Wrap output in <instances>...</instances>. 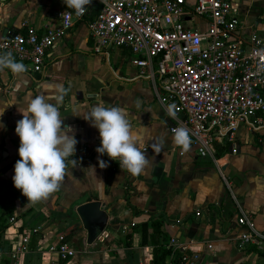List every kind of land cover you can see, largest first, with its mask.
Here are the masks:
<instances>
[{
  "label": "crops",
  "instance_id": "1",
  "mask_svg": "<svg viewBox=\"0 0 264 264\" xmlns=\"http://www.w3.org/2000/svg\"><path fill=\"white\" fill-rule=\"evenodd\" d=\"M237 1L245 30L264 32V0ZM65 5L63 0H0V39L7 28L58 26L56 13ZM185 23L204 26L197 17ZM130 55L118 47L108 55L95 51L86 21L77 20L49 49L42 71L20 60L16 61L27 72L0 71V244L6 247L2 254L9 264H150L158 241L172 250L166 264L195 251L196 264H264V239L240 244L243 226L237 222L245 211L264 228V126L253 130L239 124L233 139L214 140L206 155L194 147L183 151L172 141L173 118L151 80L140 75L147 70L131 63ZM58 85L66 90L59 110L64 124L75 129L73 157L80 161L73 166L70 157L61 189L33 204L12 180L20 159L16 122L23 118L30 97L44 95L55 104ZM100 103L126 109L151 160L143 174L132 176L96 152L99 131L84 118ZM154 144L161 145L159 152ZM100 160L108 166L100 168ZM92 199L101 201L108 216L88 242L76 207ZM151 217L160 218L162 232L157 235L152 234ZM61 237L74 249L72 256L60 258L48 249Z\"/></svg>",
  "mask_w": 264,
  "mask_h": 264
},
{
  "label": "built area",
  "instance_id": "2",
  "mask_svg": "<svg viewBox=\"0 0 264 264\" xmlns=\"http://www.w3.org/2000/svg\"><path fill=\"white\" fill-rule=\"evenodd\" d=\"M92 3L98 10L86 24L94 50L108 55L114 47L127 49L129 61L147 70L140 75L151 80L165 107L175 105L170 131L187 128L191 147L200 155L212 150L214 140L225 136L233 139L239 124L253 130L264 126V32L245 30L236 10L237 0ZM89 10L87 6L85 14ZM56 14L60 21L55 27L39 29L26 24L17 30L7 28L0 39V54L10 51L31 70L42 71L54 42L85 15L77 16L66 5ZM192 17L200 18L204 26L186 25L187 18ZM236 149L233 146L231 151ZM72 159L80 161L78 157ZM237 222L243 226L240 244L264 239V228L257 227L251 214L242 211ZM48 249L60 258L74 254L62 237ZM198 258V251L181 254V264H196Z\"/></svg>",
  "mask_w": 264,
  "mask_h": 264
},
{
  "label": "clouds",
  "instance_id": "3",
  "mask_svg": "<svg viewBox=\"0 0 264 264\" xmlns=\"http://www.w3.org/2000/svg\"><path fill=\"white\" fill-rule=\"evenodd\" d=\"M63 2L79 16L85 14L92 0ZM261 53H264V49ZM4 69H9L13 74L27 72V67L22 62H17L10 51L0 54V71ZM56 91L55 104L49 103V98L44 95L30 97L27 109L21 113L23 118L16 122L20 159L15 163L12 180L27 201L33 204L47 200L61 189L65 177L69 175L68 159L75 155L78 143L75 129L64 124L59 110L66 90L58 85ZM167 111L170 117L175 118V105H169ZM2 116L3 111L0 112V117ZM84 119L99 131L100 146L95 150L100 156L106 154L132 176L143 174L150 166L151 160L143 150L140 137L133 131L124 107H105L100 103L94 105ZM0 127L3 125L0 124ZM172 141L183 151L190 150L191 140L187 128L173 129ZM153 148L159 152L161 145L154 144ZM71 162L75 166L76 160L72 159ZM107 166L105 161H99L100 168Z\"/></svg>",
  "mask_w": 264,
  "mask_h": 264
},
{
  "label": "trees",
  "instance_id": "4",
  "mask_svg": "<svg viewBox=\"0 0 264 264\" xmlns=\"http://www.w3.org/2000/svg\"><path fill=\"white\" fill-rule=\"evenodd\" d=\"M98 6L94 3H91L90 10L83 16L82 20L87 21L90 18L94 16ZM262 11L264 12V7L262 8ZM17 30V29H16ZM111 163H118L117 161H110ZM119 164V163H118ZM1 198V196H0ZM136 211V210H135ZM10 213V212H7ZM151 225L153 229V235H157L162 232L161 228V222L160 218L158 217H151ZM3 220V219H2ZM2 227H5V224L2 225ZM136 227V226H135ZM165 236V235H164ZM6 250V247L4 245L0 244V251L2 253ZM171 248L167 245L166 242L159 243L158 241H154V246L152 249V258L150 264H166V257L171 252ZM9 259L2 254V257L0 258V264H9ZM173 264H181V254L173 258Z\"/></svg>",
  "mask_w": 264,
  "mask_h": 264
},
{
  "label": "water",
  "instance_id": "5",
  "mask_svg": "<svg viewBox=\"0 0 264 264\" xmlns=\"http://www.w3.org/2000/svg\"><path fill=\"white\" fill-rule=\"evenodd\" d=\"M99 199H92L79 204L76 212L87 231V241L91 242L106 224L108 211L100 207Z\"/></svg>",
  "mask_w": 264,
  "mask_h": 264
},
{
  "label": "rangeland",
  "instance_id": "6",
  "mask_svg": "<svg viewBox=\"0 0 264 264\" xmlns=\"http://www.w3.org/2000/svg\"><path fill=\"white\" fill-rule=\"evenodd\" d=\"M26 1H30V0H26ZM236 10H238V7H237V9ZM241 16V15H240ZM20 62V61H19ZM240 126H242V125H240ZM237 128H238V126H237ZM237 128H235L234 130H233V135H235V131H237Z\"/></svg>",
  "mask_w": 264,
  "mask_h": 264
}]
</instances>
